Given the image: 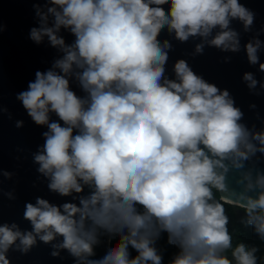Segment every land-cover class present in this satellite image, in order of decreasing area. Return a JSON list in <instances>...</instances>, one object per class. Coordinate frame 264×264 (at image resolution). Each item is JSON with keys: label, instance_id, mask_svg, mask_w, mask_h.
I'll return each instance as SVG.
<instances>
[{"label": "clouds", "instance_id": "9594fccd", "mask_svg": "<svg viewBox=\"0 0 264 264\" xmlns=\"http://www.w3.org/2000/svg\"><path fill=\"white\" fill-rule=\"evenodd\" d=\"M29 2L27 39L56 55L15 98L46 129L31 152L37 180L70 199L26 201L30 229L0 222V264L39 243L73 264H264V127L249 126L230 90L185 58L167 74L172 40L194 41L193 58L206 47L243 51L264 73L256 12L241 0ZM6 28L0 17V35ZM241 80L264 95L255 72ZM4 113L13 118L0 102ZM14 175L0 167V178ZM3 179L0 194L17 199Z\"/></svg>", "mask_w": 264, "mask_h": 264}, {"label": "water", "instance_id": "95a60500", "mask_svg": "<svg viewBox=\"0 0 264 264\" xmlns=\"http://www.w3.org/2000/svg\"><path fill=\"white\" fill-rule=\"evenodd\" d=\"M246 6L256 12L255 28L264 24V0H241ZM165 7H167L165 5ZM0 17L7 25L6 30L0 35V102L8 108L13 118L8 119L7 113L0 117V167L13 171L15 175L11 180L3 179V190L15 189L17 199L9 200L0 194V222L16 221L22 228L30 229L31 225L23 219L24 204L33 201L36 196H44L55 203H62L70 197H59L47 189V182L36 172V165L32 162L31 152L36 150L37 145L43 143L41 133L46 130L36 126L16 100V93L24 90L28 81L34 79L37 69L44 70L50 66V61L56 55L55 49L45 45L37 46L27 39L30 27L35 25L34 12L29 0H0ZM233 27L241 30V25L233 21ZM71 41L73 37L64 33ZM251 33L242 35V43L248 39ZM167 37V33L161 34V39ZM171 39V37H168ZM264 39V34L261 35ZM174 49L169 53L167 74L172 75V65L176 58L183 57L188 60L193 69L202 74L206 79L215 82L220 87H227L235 97L236 103L245 113V122L251 126L264 127L260 120L256 119L255 111L264 117V95L251 94L241 75L244 71H253L257 79H264V73L257 71V66L247 63L244 52L222 53L215 48H205L203 55L195 58L189 55L193 50L194 41L180 43L172 40ZM231 55L230 63H223L222 57ZM264 61V52L261 53ZM75 87V85H74ZM79 91V89H77ZM255 103L256 110H250L248 105ZM23 119V128L15 127V120ZM22 148V152L17 149ZM17 156L20 159H17ZM264 166V165H262ZM101 251L98 249V252ZM51 248L39 243L37 247L27 255L19 252H10L12 264H73L72 258L66 252L62 253L63 259L52 257Z\"/></svg>", "mask_w": 264, "mask_h": 264}, {"label": "trees", "instance_id": "16d2710c", "mask_svg": "<svg viewBox=\"0 0 264 264\" xmlns=\"http://www.w3.org/2000/svg\"><path fill=\"white\" fill-rule=\"evenodd\" d=\"M173 250H174V249H171V248H170V249H169V252H171V251H173ZM166 259H167V256H166Z\"/></svg>", "mask_w": 264, "mask_h": 264}]
</instances>
